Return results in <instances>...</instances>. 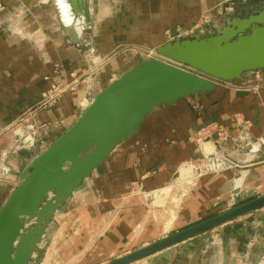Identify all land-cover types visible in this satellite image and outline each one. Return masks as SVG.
I'll list each match as a JSON object with an SVG mask.
<instances>
[{
  "label": "crops",
  "instance_id": "crops-1",
  "mask_svg": "<svg viewBox=\"0 0 264 264\" xmlns=\"http://www.w3.org/2000/svg\"><path fill=\"white\" fill-rule=\"evenodd\" d=\"M0 2L6 7V21L22 25L29 33L39 31L46 39L45 55L41 57L29 41H20L5 29L0 32L1 206L13 189L20 166L43 151L77 117L79 99L85 97L89 86L66 93L54 106L35 115V124L44 126L38 141L28 131L15 133L11 128L40 101L50 85H64L71 80V74L77 77L91 68V60L83 59L85 49L94 52V60L110 58L104 68L95 69L91 84L93 89H103L116 76L146 59L137 50L153 51L173 41L171 38L177 31L196 30L202 23L201 17L220 0ZM256 2L233 0L229 16L244 11L250 15ZM85 9L89 12L90 26L82 17ZM16 12L18 17L13 16ZM77 16H81L80 20ZM215 18L221 21L220 17ZM241 121L246 123L242 125ZM212 124L222 126L228 135L219 144L221 155L238 154L246 141L253 140L257 144L245 155L264 156L261 72L247 73L241 82L219 84L207 95L162 107L146 118L138 133L118 146L106 163L93 172L86 190L74 196L67 203V210L55 217L50 231L55 223L58 230L41 264L46 259L49 260L46 264H105L170 235L168 231L178 218L206 212L208 206L200 204L202 191L223 183L222 176L194 178L188 187H176L173 183L176 179V183H183L178 179L181 169L200 159L203 149L195 139L200 130ZM184 180L191 183L189 178ZM224 186L221 184V188ZM163 191H167L166 204L157 206L156 200L162 198ZM193 200L196 203L192 204ZM175 206L179 209L174 213ZM173 215L175 219L168 228L166 224L173 220ZM233 233L234 251L226 248L224 238L228 236H214L197 251L198 237L143 260H147L145 264L254 262L258 248L259 253L264 248V239L259 236L264 235V225L256 220ZM243 233L249 235L239 240L237 234Z\"/></svg>",
  "mask_w": 264,
  "mask_h": 264
},
{
  "label": "water",
  "instance_id": "water-1",
  "mask_svg": "<svg viewBox=\"0 0 264 264\" xmlns=\"http://www.w3.org/2000/svg\"><path fill=\"white\" fill-rule=\"evenodd\" d=\"M82 13L90 26L88 10ZM207 31L202 35L196 29L187 38H176L155 48L153 58L139 61L103 89L88 87L87 107L15 174L13 189L0 206V264H38L40 244L57 213L86 190L93 172L118 146L138 133L147 117L164 106L207 95L218 84L241 82L247 73L261 72L264 77V2L247 17L228 16L217 29ZM216 147V155L202 154V158L218 159L222 168H212L195 178L215 174L223 177L225 166L230 171L239 170L226 199L231 195L234 198L213 205L212 216L105 264H134L218 227L229 234L225 226L264 208V193L238 201L248 184L247 177L258 165L252 161L230 162L219 156L220 148ZM240 180L243 187L236 189ZM253 221L246 219L248 224ZM242 227L235 224L231 228Z\"/></svg>",
  "mask_w": 264,
  "mask_h": 264
},
{
  "label": "rangeland",
  "instance_id": "rangeland-1",
  "mask_svg": "<svg viewBox=\"0 0 264 264\" xmlns=\"http://www.w3.org/2000/svg\"><path fill=\"white\" fill-rule=\"evenodd\" d=\"M241 1L242 2H245L246 0H241ZM263 2H264V0H258V2H256V9L259 8V6H261L263 4ZM5 11H6L5 5L0 2V32L4 31V29H5V30H8L13 36H15L20 41H29L32 44V46L34 47V49L37 51V53L39 55H41V57H44V55H45L46 39L43 37V35L39 31H34L33 33H29V32H27V30L24 27L23 28L21 27L22 25L20 26L18 24H15V23H11V22L6 21L4 19V13H5ZM215 14L214 13L210 14V17H211V19H210V26H212L213 30L217 29L221 25L223 19L226 18V17H228L230 15L229 14V15H225L224 16V14L223 15L222 14H220V15L216 14L215 15ZM204 15H206V13ZM13 16L14 17H18L19 16V13L16 12V13L13 14ZM203 16L201 17V22L203 20ZM215 17H220L221 18V21L220 20L217 21L218 19L215 18ZM214 21L218 22V24L216 23V25H214V23H213ZM201 25H202V23H201ZM204 25H206V24H204ZM185 38H187V37H185ZM137 52H139V53L147 56L148 53H150L152 51H146V53H145L142 50H137ZM94 56H95L94 55V52L92 53L90 51V49H88V50L85 49L83 51V59H89V60H91L89 62V65L91 66V68L88 69L87 71H85L84 73H82L80 76H77V77H79V80H80V85L78 87L90 86L91 83L93 82V79H94L93 76L97 72L95 69L100 70V69L104 68V66L107 65V63L110 60V58H107L105 60L104 59L97 58V60H94ZM90 72H92V73H90ZM73 77H76V76L73 75V74H71L70 75L71 80L68 83L64 84V85L70 84L72 82V80H73ZM76 90L77 89H75V91ZM75 91H73V92H75ZM67 93H69V92H67ZM196 97L197 96H195L194 99H196ZM41 98H42V96H41ZM193 100H191V101H193ZM181 101H183V100H181ZM184 101H190V100H184ZM164 107H167V106H164ZM154 114L150 115L149 117L153 116ZM196 138L203 139L204 138V133L201 136H197ZM205 143H208V142H205ZM254 144H257V143L254 142L253 140L246 141L245 144H244L245 147H243V149L241 150L240 153H238V154L237 153L232 154L233 152H230V153L226 152V155H223V157L226 160L230 161V162H233V160L234 161H239V162L247 161L248 160V161H250V162L252 161V162H254L255 164L258 165L256 167H254V169L251 171V174L247 177L248 184H247L246 188H243L241 190V194H240V196L238 198V201L239 202L245 201L247 195L264 193V156H258V155L256 156V154L255 155H251V156L245 155V154H248V151L251 149V147ZM210 145L212 147V144H210ZM202 146H203V143H202ZM212 148H214V146ZM214 152H215V149H213V152L212 153H214ZM192 165L193 166L199 165V161L193 162ZM186 167H190L191 168V173H190V175H189L188 178L190 180H192L195 177L193 175V174H195L194 173V170L192 169V166H190V165L184 166L183 168H186ZM230 170L231 169L229 168V166H225L226 173H224L223 174V177L220 178L221 179V182H223L224 185H225L224 188H221V184H223V183H219V182L216 181L215 183H219L218 184L219 186L217 184H215L213 187L211 186L210 188L204 189L202 191V198H201L200 204L201 205L204 204L205 206H208V209L207 210L209 212L208 213L202 212L200 214V216H197V215L193 214V215L190 216L191 218H183V217H182V219L178 218L179 219L178 222L175 223L172 226L171 230L166 229V230H169L168 231V234H171L174 231H177V230H179L181 228H184V227H187L189 225H192L193 223H196L199 220H202V219H205L207 217L212 216L213 212H211V211L213 210L214 203L215 202H220L222 200H225L228 197L231 189L234 187L235 180L239 176V173H240L239 170H236V171H230ZM179 176H180V173H179ZM179 176H178V179H179ZM176 182H177V179H176ZM176 182L173 183V186H176L177 187L178 186V183H176ZM164 192H165V194L162 196V198H159L160 201L158 200V202H157V200H156V205L157 206H159V205L160 206H163L164 205V204L161 203L162 202L161 200H164V199L166 200V192L167 191H163L162 193H164ZM196 196H197V194H196ZM194 203H196L195 200L192 201V204H194ZM67 208H68V206L65 205L57 213V215L65 212L67 210ZM177 208L179 209V207H177ZM222 210L223 209L221 208L216 213H218V212H220ZM256 215H258V216H256ZM252 218H254L253 223L256 220H258V222L260 223V225L263 226L264 225V210L262 212H260V210H259L257 213H252V214H249V215H247L245 217L239 218V219L233 221L231 224L225 226V227H229V230H230L229 231L230 232L229 234H224L222 232L223 227L222 228L221 227H218V228H215V229L207 232L205 235L200 236L198 238V239H200V241H199V248H198L197 251H199L202 246L208 245V241L209 240L211 241L212 240V237H214V236H216V237L220 236L221 238H224V236H228L227 238H224L225 244H226V248H227V250L234 251L235 248L233 247L234 246L233 237L236 236V235L233 232L239 230V228L234 230L231 227L233 225H235V224H242L243 227L246 228L247 226H250L251 225V224H248L246 222V219H252ZM52 224H53V222H52ZM56 226H57V224L55 223V228H54L55 231L54 230L53 231H50V228L48 229V231L46 233V236H45V239L42 240V242L40 244V248H41V251L42 252L40 253V255H37V258L39 260L38 261L39 262L38 264H41L42 263V260L44 258V254H45L47 248L49 247L51 241L53 240L52 238L54 237L55 233L58 230V229H56L57 228ZM170 227H168V228H170ZM48 233H49L50 237H49ZM51 233H52V235H51ZM237 235L239 237V240H242V239L244 240V239H246V237L249 234L243 233L242 235L241 234H237ZM186 245H188V244H186ZM262 249H263L262 252L259 253L260 250H261V248L260 247L258 248V251L259 252L256 253V255H255V258H256L255 261L252 262V263H248V264H264V248H262ZM146 261L147 260H141L140 262H137L135 264H145ZM149 262H150V260H149ZM227 264H237V263L235 262V260H232L231 262H227ZM238 264H246V263L244 261H241V263H238Z\"/></svg>",
  "mask_w": 264,
  "mask_h": 264
},
{
  "label": "built area",
  "instance_id": "built-area-1",
  "mask_svg": "<svg viewBox=\"0 0 264 264\" xmlns=\"http://www.w3.org/2000/svg\"><path fill=\"white\" fill-rule=\"evenodd\" d=\"M232 1L233 0H220L219 4L213 10L208 11L206 15L203 16L204 21L202 20V25H198L196 28L199 31V33L202 35H205L208 33L207 30L209 31L213 30L212 26H210V19H211L210 14L216 13L218 15L224 14V16L229 15L233 11ZM193 31L194 29H191L185 32L177 31L176 35L172 37L171 40H174L176 38L188 37L189 35L193 33ZM145 57L148 59H151L154 56H153V53L150 52ZM79 85H80L79 77H73L72 82L68 85H60V84L50 85L48 90L42 94L41 100L37 104H35L34 106H32L30 109L27 110V112L13 125V127L11 128V131L16 130L15 133H21V131H28L29 134H31V137H34V139L38 141L40 139V134L44 126L35 124V121H34L35 115L41 110H45L47 108L54 106L67 92L75 91V89H77ZM87 105H88V100L85 97H81L78 102L79 111H82L83 109H85ZM241 123L243 125V123H246V122L241 121ZM203 133H204L203 139L196 138L195 140L201 145L202 143L208 142L212 144L214 148L215 146L219 147V144L221 142L226 141L228 138V135L225 129L222 126L216 125V124L206 126L202 130H200V133L198 134V136H201ZM212 136H214V138ZM202 154L216 155L217 154L216 148H215V153H206L203 150ZM202 154H201L200 159L197 160L199 161V165L193 166L192 163L188 164L192 166V169L194 170V173H195L194 175L195 177L204 175L208 173L212 168L217 169V167L221 166V163L219 162L218 159L205 160L202 158ZM219 156H223L221 155V150H220Z\"/></svg>",
  "mask_w": 264,
  "mask_h": 264
},
{
  "label": "bare ground",
  "instance_id": "bare-ground-1",
  "mask_svg": "<svg viewBox=\"0 0 264 264\" xmlns=\"http://www.w3.org/2000/svg\"><path fill=\"white\" fill-rule=\"evenodd\" d=\"M146 59H148V58H146ZM92 84V83H91ZM92 86V85H91ZM202 148H203V150L206 152V153H212L213 152V148L211 147V145L210 144H207V143H205V144H203V146H202ZM188 168V169H187ZM190 173H191V168L190 167H186V168H183V169H181V171H180V176H179V180H182L183 181V183H179L178 185H182V186H186V187H188V186H190L189 184V181H185L184 179H187L188 180V177H189V175H190ZM243 187V182L240 180V181H238L237 182V185H236V189H239V188H242ZM234 197L231 195V196H229V198L228 199H226V201H227V203L228 202H230L231 201V199H233ZM162 202V204H166L165 203V199L164 200H161ZM164 201V202H163ZM160 203V204H161ZM161 204V205H162ZM160 206V205H159ZM176 208L175 209H173L174 210V213H175V211H176V209H178L177 208V206H175ZM58 218V217H57ZM172 221H170V222H168L167 224H166V226L168 227H170L171 225H172V223H173V221H174V219H175V216L173 215L172 216ZM48 259H46V261H45V264L46 263H48ZM44 264V263H43Z\"/></svg>",
  "mask_w": 264,
  "mask_h": 264
},
{
  "label": "flooded vegetation",
  "instance_id": "flooded-vegetation-1",
  "mask_svg": "<svg viewBox=\"0 0 264 264\" xmlns=\"http://www.w3.org/2000/svg\"><path fill=\"white\" fill-rule=\"evenodd\" d=\"M251 13H252V11H251ZM241 14H243V15H241ZM249 14H247V12L245 13V11H244V13H236L234 16H231V18H236V17H246V16H248ZM241 229H245V227H242ZM240 230V229H239ZM259 236L262 238V239H264L263 237H264V235L263 234H259Z\"/></svg>",
  "mask_w": 264,
  "mask_h": 264
}]
</instances>
